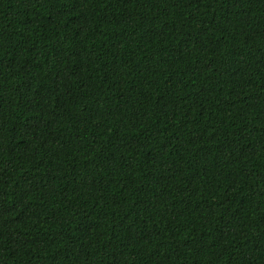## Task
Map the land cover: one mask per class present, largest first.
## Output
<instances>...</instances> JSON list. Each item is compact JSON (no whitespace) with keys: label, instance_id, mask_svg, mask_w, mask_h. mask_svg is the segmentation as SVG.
<instances>
[{"label":"trees","instance_id":"trees-1","mask_svg":"<svg viewBox=\"0 0 264 264\" xmlns=\"http://www.w3.org/2000/svg\"><path fill=\"white\" fill-rule=\"evenodd\" d=\"M0 264H264V0H0Z\"/></svg>","mask_w":264,"mask_h":264}]
</instances>
